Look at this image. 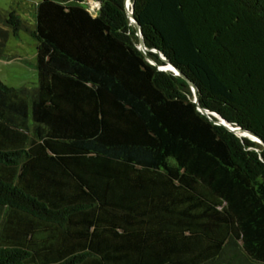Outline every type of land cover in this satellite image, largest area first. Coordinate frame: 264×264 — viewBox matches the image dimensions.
Wrapping results in <instances>:
<instances>
[{
    "label": "trees",
    "instance_id": "obj_1",
    "mask_svg": "<svg viewBox=\"0 0 264 264\" xmlns=\"http://www.w3.org/2000/svg\"><path fill=\"white\" fill-rule=\"evenodd\" d=\"M88 1L6 18L37 85L0 80V264H264V148L147 61L122 0ZM130 1L198 105L264 142V0Z\"/></svg>",
    "mask_w": 264,
    "mask_h": 264
},
{
    "label": "rangeland",
    "instance_id": "obj_2",
    "mask_svg": "<svg viewBox=\"0 0 264 264\" xmlns=\"http://www.w3.org/2000/svg\"><path fill=\"white\" fill-rule=\"evenodd\" d=\"M39 1L0 0V80L8 86L18 88L37 85L36 50L35 40L24 28L13 33L3 27L6 21L4 15L14 12L23 21L24 26L31 29L34 27V5ZM234 262L252 264L242 252L236 253Z\"/></svg>",
    "mask_w": 264,
    "mask_h": 264
},
{
    "label": "water",
    "instance_id": "obj_3",
    "mask_svg": "<svg viewBox=\"0 0 264 264\" xmlns=\"http://www.w3.org/2000/svg\"><path fill=\"white\" fill-rule=\"evenodd\" d=\"M122 4L124 6V9H125V12H126V15H127V18H128V25H129L130 29L133 31L134 35L138 36V42H137L138 44H136V46L142 52V54L147 59V61L152 63V64H154V65H157L156 62L148 54V53H153L158 59H160L163 62V64L157 65L158 69L164 70V71H170L174 75L181 76L188 83V85H189V87H190V89L192 91L191 100L196 103L197 109L200 111L201 114L206 116L213 123L218 124V125L226 128L227 130H229L232 133L236 134L238 137H243V138L249 139L248 137L239 135L237 133V131H248V132H250L253 135V138H254V139H250V140L258 143L259 145H261L264 148L263 140L252 129H250L248 127H244V126H240V125H237V124L230 123L227 120H225L218 112L210 110V109L203 108L200 105H198V89L194 85V83L188 78V76H186L185 74L180 72V70L177 67H175L162 54L161 51H159L154 46L146 44L144 42L141 30H140V25H139L138 21L135 19L134 15H133L132 2L130 1V6H129L128 3L126 2V0H122ZM158 53H159V55H158ZM162 59H164V60H162ZM165 62H167L168 65H164ZM230 125H234V126L230 127Z\"/></svg>",
    "mask_w": 264,
    "mask_h": 264
},
{
    "label": "bare ground",
    "instance_id": "obj_4",
    "mask_svg": "<svg viewBox=\"0 0 264 264\" xmlns=\"http://www.w3.org/2000/svg\"><path fill=\"white\" fill-rule=\"evenodd\" d=\"M126 2H127L128 5L130 6V0H126ZM166 65H168L167 62H166ZM233 126H234V125H230V127H233ZM237 133H238L239 135H242V136L248 137L249 139H254V138H253V135H252L250 132H248V131H237Z\"/></svg>",
    "mask_w": 264,
    "mask_h": 264
},
{
    "label": "built area",
    "instance_id": "obj_5",
    "mask_svg": "<svg viewBox=\"0 0 264 264\" xmlns=\"http://www.w3.org/2000/svg\"><path fill=\"white\" fill-rule=\"evenodd\" d=\"M89 9L91 11H94L95 9H97L99 7V1L98 0H89Z\"/></svg>",
    "mask_w": 264,
    "mask_h": 264
},
{
    "label": "crops",
    "instance_id": "obj_6",
    "mask_svg": "<svg viewBox=\"0 0 264 264\" xmlns=\"http://www.w3.org/2000/svg\"><path fill=\"white\" fill-rule=\"evenodd\" d=\"M6 18H7V16H8V13L7 14H5L4 15ZM6 18H5V20H6ZM3 27L5 28V29H8V30H11V27H10V25L5 21V24L3 25ZM12 32V31H11Z\"/></svg>",
    "mask_w": 264,
    "mask_h": 264
}]
</instances>
